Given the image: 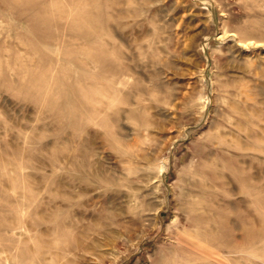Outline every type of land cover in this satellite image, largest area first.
<instances>
[{"label":"rangeland","instance_id":"1","mask_svg":"<svg viewBox=\"0 0 264 264\" xmlns=\"http://www.w3.org/2000/svg\"><path fill=\"white\" fill-rule=\"evenodd\" d=\"M0 264H264V0H0Z\"/></svg>","mask_w":264,"mask_h":264}]
</instances>
